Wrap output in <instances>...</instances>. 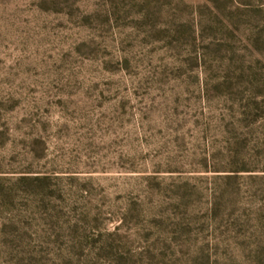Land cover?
Wrapping results in <instances>:
<instances>
[{
  "label": "rangeland",
  "instance_id": "rangeland-1",
  "mask_svg": "<svg viewBox=\"0 0 264 264\" xmlns=\"http://www.w3.org/2000/svg\"><path fill=\"white\" fill-rule=\"evenodd\" d=\"M2 238L264 264V0H0Z\"/></svg>",
  "mask_w": 264,
  "mask_h": 264
},
{
  "label": "trees",
  "instance_id": "trees-1",
  "mask_svg": "<svg viewBox=\"0 0 264 264\" xmlns=\"http://www.w3.org/2000/svg\"><path fill=\"white\" fill-rule=\"evenodd\" d=\"M15 240H8L7 238H2L0 244V264H24V260L18 252L13 250L12 244Z\"/></svg>",
  "mask_w": 264,
  "mask_h": 264
}]
</instances>
